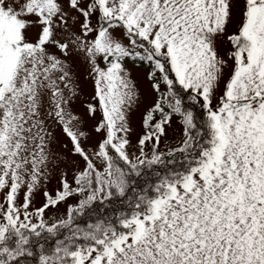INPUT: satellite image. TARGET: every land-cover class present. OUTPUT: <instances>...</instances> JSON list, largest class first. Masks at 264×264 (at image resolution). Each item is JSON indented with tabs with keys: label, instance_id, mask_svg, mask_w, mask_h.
I'll list each match as a JSON object with an SVG mask.
<instances>
[{
	"label": "snow or ice",
	"instance_id": "6c2138e0",
	"mask_svg": "<svg viewBox=\"0 0 264 264\" xmlns=\"http://www.w3.org/2000/svg\"><path fill=\"white\" fill-rule=\"evenodd\" d=\"M0 264H264V0H0Z\"/></svg>",
	"mask_w": 264,
	"mask_h": 264
},
{
	"label": "rangeland",
	"instance_id": "374dc122",
	"mask_svg": "<svg viewBox=\"0 0 264 264\" xmlns=\"http://www.w3.org/2000/svg\"><path fill=\"white\" fill-rule=\"evenodd\" d=\"M135 75V73H134ZM144 87V83L143 81H141V88ZM88 91V89H86V92ZM79 103V102H78ZM133 127L136 129V131L138 132L139 131V114L137 113L134 117H133ZM133 142H135V135L133 136ZM163 147V145H162ZM54 185H50V187H52ZM35 203L37 204V206H39V204L41 203V197L38 195L36 197V201ZM63 207V206H61Z\"/></svg>",
	"mask_w": 264,
	"mask_h": 264
}]
</instances>
